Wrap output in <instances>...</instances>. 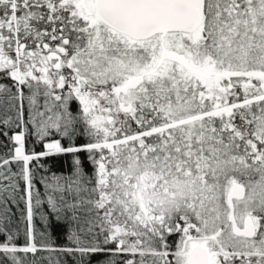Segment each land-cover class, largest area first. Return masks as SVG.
Wrapping results in <instances>:
<instances>
[{
    "label": "snow or ice",
    "instance_id": "6c2138e0",
    "mask_svg": "<svg viewBox=\"0 0 264 264\" xmlns=\"http://www.w3.org/2000/svg\"><path fill=\"white\" fill-rule=\"evenodd\" d=\"M0 264H264V0H0Z\"/></svg>",
    "mask_w": 264,
    "mask_h": 264
},
{
    "label": "trees",
    "instance_id": "16d2710c",
    "mask_svg": "<svg viewBox=\"0 0 264 264\" xmlns=\"http://www.w3.org/2000/svg\"><path fill=\"white\" fill-rule=\"evenodd\" d=\"M48 164L52 166V170L59 171H67L70 165V157H53L49 159Z\"/></svg>",
    "mask_w": 264,
    "mask_h": 264
}]
</instances>
